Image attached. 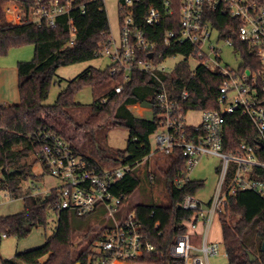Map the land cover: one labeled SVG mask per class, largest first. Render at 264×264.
<instances>
[{"label": "trees", "instance_id": "16d2710c", "mask_svg": "<svg viewBox=\"0 0 264 264\" xmlns=\"http://www.w3.org/2000/svg\"><path fill=\"white\" fill-rule=\"evenodd\" d=\"M6 1L0 0V60L8 56L11 50L27 45L35 47V56L32 61L19 62L17 65L19 102L0 106V191H8L15 199L24 200L21 213L0 217V239L5 236L22 240L35 229H46L51 213L56 215L57 224L53 235L41 247L18 253L11 261L0 258V263L99 264L102 256L94 251L97 248L95 243L106 237L113 224L107 222V226L96 233L83 250L78 251L77 235L85 233L83 238L86 239L90 234H95L93 224L104 223L101 215L79 217L73 212L59 211L56 209L59 198L57 189H51L48 194H34L30 187L24 189L22 186V181L36 177L33 168L38 162L40 148L37 135L43 130L54 133L70 144L77 154L100 169L102 165L83 155L77 143L87 140L88 135L95 136L96 131L103 128H124L130 134L127 148L109 153L103 157L102 162L136 168L152 152L150 137L157 128V121L155 117L147 119L136 116L131 107L146 101L154 105L156 93L164 89L171 98H179L184 91H188L189 97L184 103L186 111L218 110L222 78L217 72L205 67H199L195 73L190 72L187 57L196 52L193 46L173 44L169 48L164 45L166 32L177 31L180 25L181 0H171L172 16L164 19L156 28L142 26L146 38L156 46L155 58L159 54L163 57H186L171 73L160 75L162 84L142 72H134L131 81L124 83L121 75L111 74L110 65L105 70L89 67L69 81L54 105H47L45 102L55 83L58 69L92 61L108 46L112 33L107 11L102 10L105 5L100 0H74L75 9L68 15L58 17L55 27L45 21L41 24L25 22L15 26L3 18L1 7ZM32 1L27 0L24 4L27 18ZM51 1L43 0L47 4ZM155 4L154 0H141L137 3L134 7L136 23L139 24L148 8ZM82 8H85V14ZM119 18H123L121 10ZM215 24L223 29L231 24V20L223 16ZM236 26L233 25L235 29ZM73 29L75 40L73 45H69ZM231 32L225 37L233 39L237 49L242 51L245 66L251 68L252 55L248 47ZM143 58L146 59L147 55ZM120 85L123 89L117 94L115 88ZM84 87L92 88L94 102L89 106L86 120L79 123L72 112L82 107L75 101V96ZM259 141L258 132L241 111L226 117V153L238 154L242 143L256 146ZM34 155L36 157L32 159ZM257 156L264 162V149L259 150ZM164 158V166L158 171L169 202L145 201L131 209L137 212L149 241L155 246L154 253L138 258L136 264H183L181 259L172 255V249L177 240L186 235L182 223L189 220L192 213L180 208V203L185 195L196 196L205 188L204 181L186 177V160L179 151L165 155ZM216 171L219 172L218 169ZM142 176L151 184L155 180V176L148 170L140 174L136 168L116 185L115 192L124 194L128 200L141 187ZM252 178L264 182V169L254 168ZM219 221L228 264H264L263 197L254 191L239 192L229 198L225 214L220 216ZM156 223H159L157 229ZM250 255L255 257L254 262H251Z\"/></svg>", "mask_w": 264, "mask_h": 264}, {"label": "built area", "instance_id": "2783aa9c", "mask_svg": "<svg viewBox=\"0 0 264 264\" xmlns=\"http://www.w3.org/2000/svg\"><path fill=\"white\" fill-rule=\"evenodd\" d=\"M100 1L105 5L106 0ZM140 1L118 0V8L123 13L119 39L112 35L108 46L98 56L110 60L111 74L121 75L124 83L131 81L134 72H142L162 84L160 75L171 73L176 66L169 68L167 61L176 56L159 54L155 58L156 46L146 38L142 26L156 28L172 16L171 0H154L156 4L148 8L138 24L134 19V7ZM26 2L7 0L1 7L4 20L15 26L45 21L55 27L58 17L75 9L74 0H53L48 4L43 0H33L27 18ZM103 9L106 10V6ZM82 12L85 14V8ZM180 14L179 29L166 32L164 45L169 48L173 44L193 46L196 52L187 57L190 72L195 73L199 67H205L221 76L220 107L213 111H196L199 112L200 123L191 125L187 121L191 111L184 107L188 91L179 98H171L163 89L156 93L155 104L146 109L157 121V128L151 135L156 153L168 156L179 151L186 160L187 178L201 159H220L218 182L210 199L204 202L197 195L183 197L180 208L191 212L192 216L182 223L186 235L179 238L172 249V255L181 259L183 264H210L211 258L221 255V244L210 239L212 227L215 220L225 214L229 198L243 191H254L264 198V182L252 178L254 168L264 169V162L257 156V152L264 149V0H181ZM223 16L230 18L231 24L221 29L215 23ZM1 23L0 18V26ZM235 23L236 29L233 27ZM228 32L235 34L248 47L253 69L245 66L242 51L237 49L233 39L225 37ZM74 40L73 29L69 45H73ZM219 43L234 49L241 60L238 68L223 64ZM207 49L210 53L206 52ZM144 55H147L146 59ZM190 60L198 63L194 71L190 69ZM122 89L120 85L115 91L119 94ZM139 106L145 108L141 104ZM236 111L249 118L260 141L256 146L242 143L238 154L226 153L224 124L226 117ZM37 138L42 173L59 182L55 187L59 192L56 209L73 212L79 217L100 214L102 219L113 224L106 237L97 243L96 252L102 256L99 264H136L138 258L155 252L137 212L125 211V195L115 192L116 185L149 159L152 152L136 168L104 165L97 169L54 133L43 130ZM231 170H234L232 174ZM5 193L11 201L14 200L12 193ZM158 227L159 223H156L155 228Z\"/></svg>", "mask_w": 264, "mask_h": 264}, {"label": "rangeland", "instance_id": "374dc122", "mask_svg": "<svg viewBox=\"0 0 264 264\" xmlns=\"http://www.w3.org/2000/svg\"><path fill=\"white\" fill-rule=\"evenodd\" d=\"M105 6L108 14L109 24L111 28V33L115 39H119L120 35V19H119V8L118 0H106ZM215 42V41H214ZM218 47L221 48L220 57L223 60V64L229 65L231 68L236 69L241 63L239 56L236 54L232 47H229L223 43H219ZM207 53L210 50L207 49ZM35 47L32 45H27L22 48L13 49L9 52L8 56L1 58L0 60V104L14 105L16 104L13 100L15 94L18 95V73L17 65L19 62H30L34 59ZM184 61V57L179 55L175 58L169 59L167 65L169 68ZM110 65V60L105 56H100L92 61L79 63L67 67H62L57 71V77L55 83L52 86L51 92L45 104L54 105L58 95L67 88L69 81H72L82 72H84L89 67H94L99 70H105ZM198 63L194 60H190V69L192 71L196 70ZM5 100V102L3 101ZM75 101L82 105L81 108L73 110L72 114L79 123H83L89 115V106L94 102L93 90L91 87H84L75 96ZM1 106V105H0ZM139 112H145V117L147 119H152V114L147 112L146 108H142ZM132 112L137 115V109L131 108ZM137 113V114H136ZM138 116V115H137ZM187 121L191 125H198L200 123L199 112L191 111L187 116ZM130 134L128 130L124 128H116L107 130L105 128L97 130L95 136L92 134L87 140L79 141L77 143L80 152L97 162L102 166L109 165L104 164L102 159L109 153L115 152L117 150H124L127 148ZM152 145V156L147 159L143 164L137 167L138 173H142L144 170H148L155 180L148 183L145 177L142 178L141 187L126 200L124 204V210H131L140 203L156 201L158 203H168V196L164 192L161 186V176L158 169L164 166L165 158L163 155L156 153V145L154 138L150 137ZM102 151V153H100ZM102 154V155H101ZM35 155L32 159H35ZM220 165V159L216 157H206L199 161V163L190 172L189 177L192 180H200L205 182V188L202 189L197 197L207 202L212 196L217 182L218 174L216 169ZM33 177L28 180L22 181V186L24 189L31 188L34 194H46L51 189L58 187L59 182L47 174L42 175V168L39 162L36 163L33 168ZM24 210V200L23 198L15 199L11 201L10 197L6 196V193L0 191V217L9 216L21 213ZM57 224V217L55 214L50 215L49 225L45 228L35 229L27 238L18 240L16 238H2L0 239V257L4 261H11L15 258L18 253H23L32 249L41 247L46 239L53 235L55 232ZM112 224V223H111ZM93 232L95 234H90L86 239H84V234L79 233L77 235L78 243L76 248L78 251L83 250L91 240L96 236V233L100 232L105 226H107L106 220L104 223H94ZM108 233V232H107ZM210 239L221 244V255L213 257L210 259V264H228L227 256L223 246V236L219 221L216 219ZM97 243H95V246ZM97 251V248L94 249Z\"/></svg>", "mask_w": 264, "mask_h": 264}, {"label": "crops", "instance_id": "0c3cea01", "mask_svg": "<svg viewBox=\"0 0 264 264\" xmlns=\"http://www.w3.org/2000/svg\"><path fill=\"white\" fill-rule=\"evenodd\" d=\"M18 73V72H17ZM18 83H19V79H18ZM18 88V87H17ZM13 100H14V102L17 104L18 102H19V91H18V95L17 94H15V96L13 97ZM4 102H5V100H3ZM7 102H9V101H7ZM7 102L5 103V104H0L1 106H9V104H7ZM137 106H139V105H136V106H133V108L136 110V107ZM132 108V107H131ZM138 113V112H137ZM136 113V114H137ZM138 115V117H140V118H146L145 117V112L143 113V112H141V116H139V113L137 114ZM136 115V116H137ZM218 169V168H217ZM216 169V170H217ZM217 172V171H216ZM217 174H218V172H217ZM47 194V193H46ZM14 200H15V198H14ZM219 221V220H218ZM219 223H220V221H219ZM221 226V225H220ZM1 258V257H0Z\"/></svg>", "mask_w": 264, "mask_h": 264}, {"label": "water", "instance_id": "95a60500", "mask_svg": "<svg viewBox=\"0 0 264 264\" xmlns=\"http://www.w3.org/2000/svg\"><path fill=\"white\" fill-rule=\"evenodd\" d=\"M150 58L152 57V54H150V56H149ZM141 106L142 107H145V108H151L152 107V104H150L149 102H143L142 104H141ZM250 260H251V262H254L255 261V257L253 256V255H250Z\"/></svg>", "mask_w": 264, "mask_h": 264}, {"label": "bare ground", "instance_id": "6f19581e", "mask_svg": "<svg viewBox=\"0 0 264 264\" xmlns=\"http://www.w3.org/2000/svg\"><path fill=\"white\" fill-rule=\"evenodd\" d=\"M137 112L139 113L141 110H143L142 108H136Z\"/></svg>", "mask_w": 264, "mask_h": 264}]
</instances>
